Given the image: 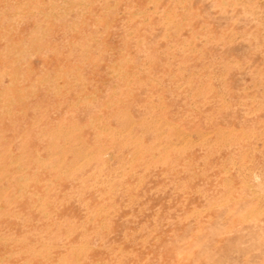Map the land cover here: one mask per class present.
Here are the masks:
<instances>
[{"label":"rangeland","instance_id":"obj_1","mask_svg":"<svg viewBox=\"0 0 264 264\" xmlns=\"http://www.w3.org/2000/svg\"><path fill=\"white\" fill-rule=\"evenodd\" d=\"M0 264H264V0H0Z\"/></svg>","mask_w":264,"mask_h":264}]
</instances>
